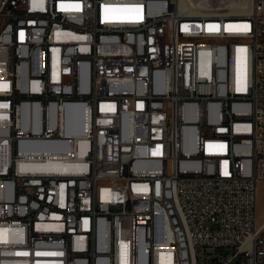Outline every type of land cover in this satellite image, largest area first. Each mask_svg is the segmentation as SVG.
<instances>
[{"label": "built area", "instance_id": "2783aa9c", "mask_svg": "<svg viewBox=\"0 0 264 264\" xmlns=\"http://www.w3.org/2000/svg\"><path fill=\"white\" fill-rule=\"evenodd\" d=\"M229 10L0 0V264H262L264 0Z\"/></svg>", "mask_w": 264, "mask_h": 264}, {"label": "bare ground", "instance_id": "6f19581e", "mask_svg": "<svg viewBox=\"0 0 264 264\" xmlns=\"http://www.w3.org/2000/svg\"><path fill=\"white\" fill-rule=\"evenodd\" d=\"M218 5H227L230 8V12L233 13H246L250 8L251 0H216ZM13 25L12 16H0V34H8ZM73 122H68L67 131L74 133H81L83 129V121H76V128H73L75 125H72ZM80 147L83 146L84 141L80 139ZM196 140L187 141V149H195ZM52 148H38L34 149L35 151H46L51 150ZM36 167L42 169H65L68 170L70 167L61 165L56 162H46L44 164H37ZM141 183H148V176H141ZM143 191H152V184H143ZM8 231L5 229H0V244H3V240L8 238ZM262 237H264V229H262ZM71 262H78V255H71ZM262 264H264V257H262Z\"/></svg>", "mask_w": 264, "mask_h": 264}, {"label": "rangeland", "instance_id": "374dc122", "mask_svg": "<svg viewBox=\"0 0 264 264\" xmlns=\"http://www.w3.org/2000/svg\"><path fill=\"white\" fill-rule=\"evenodd\" d=\"M257 207H258V220L259 222H261L263 220V207H264L262 186L259 187Z\"/></svg>", "mask_w": 264, "mask_h": 264}]
</instances>
